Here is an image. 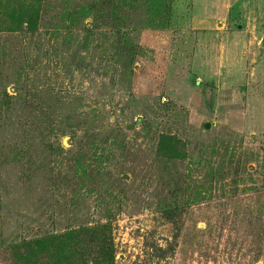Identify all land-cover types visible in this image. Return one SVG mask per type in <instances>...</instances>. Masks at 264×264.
Instances as JSON below:
<instances>
[{
	"label": "rangeland",
	"instance_id": "rangeland-1",
	"mask_svg": "<svg viewBox=\"0 0 264 264\" xmlns=\"http://www.w3.org/2000/svg\"><path fill=\"white\" fill-rule=\"evenodd\" d=\"M79 2L50 0L38 34L0 31V264L109 211L117 264H264V0H118L128 70L116 26L86 45L80 24L48 32Z\"/></svg>",
	"mask_w": 264,
	"mask_h": 264
},
{
	"label": "trees",
	"instance_id": "trees-1",
	"mask_svg": "<svg viewBox=\"0 0 264 264\" xmlns=\"http://www.w3.org/2000/svg\"><path fill=\"white\" fill-rule=\"evenodd\" d=\"M117 2L118 0H82L71 11L68 9L64 11L61 16L64 22L62 25L51 21L47 30L56 35L62 26L71 29L72 25L80 24L85 32L82 42L86 45L90 36L96 31L116 26L120 38L114 45H117L119 51L112 57L128 70L127 67L134 60L135 49L125 37ZM50 10V0H0V31L38 34L43 26V16H46ZM87 17L90 18L88 22L85 21ZM67 128L65 132L70 135V141L73 142L75 127L69 125ZM47 130L48 137L57 138L55 128L49 126ZM158 144V152L168 158H182L186 154L184 142L174 134L161 133ZM48 147L53 154L60 153L52 141L48 143ZM80 160H77L78 168L84 171L82 168L84 164ZM81 174L84 175V172ZM181 207L183 206L171 204L163 208L164 214L176 224V227L179 225L180 216L184 213ZM113 222V213L109 211L104 219L83 222L76 226L69 225L58 231L44 232L13 241L6 244L7 246L4 245L6 260L10 264H117ZM178 236L175 234L174 237L178 238ZM171 249H174L172 245L167 248L154 246L152 252L163 257L167 256Z\"/></svg>",
	"mask_w": 264,
	"mask_h": 264
},
{
	"label": "water",
	"instance_id": "water-1",
	"mask_svg": "<svg viewBox=\"0 0 264 264\" xmlns=\"http://www.w3.org/2000/svg\"><path fill=\"white\" fill-rule=\"evenodd\" d=\"M206 127L208 128V127H209V125H206Z\"/></svg>",
	"mask_w": 264,
	"mask_h": 264
}]
</instances>
